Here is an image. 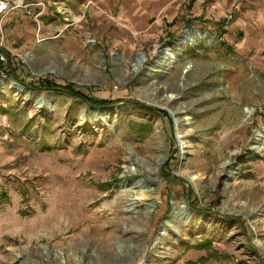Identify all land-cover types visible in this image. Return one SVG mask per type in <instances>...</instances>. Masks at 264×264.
<instances>
[{
    "label": "rangeland",
    "instance_id": "rangeland-1",
    "mask_svg": "<svg viewBox=\"0 0 264 264\" xmlns=\"http://www.w3.org/2000/svg\"><path fill=\"white\" fill-rule=\"evenodd\" d=\"M3 1L0 264H264V0Z\"/></svg>",
    "mask_w": 264,
    "mask_h": 264
},
{
    "label": "bare ground",
    "instance_id": "bare-ground-1",
    "mask_svg": "<svg viewBox=\"0 0 264 264\" xmlns=\"http://www.w3.org/2000/svg\"><path fill=\"white\" fill-rule=\"evenodd\" d=\"M192 38H193V36L190 35L189 33H186L182 37L183 42H187V43ZM25 57L27 58V55ZM174 61H175V56L172 53L162 52V55H160L157 58V60H155L154 62H152V66L158 67L160 72H164L165 70L169 69V67L172 66V64H173ZM136 65H138V62H137ZM9 85H10L9 86L10 88H13V83L12 82H9ZM14 89H16L18 91H21L22 90L19 86H15ZM165 91L166 92H174V88L167 87L165 89ZM40 104L41 103H39V105ZM108 112H109L108 110L101 111V113L104 114V115L107 114ZM249 112H250V110L247 109L246 110V113H249ZM254 136H255V138H254L253 142L251 143L250 148L262 147L263 146L262 139L264 138V135L262 133H260V132H256ZM180 144L183 145V141H181ZM158 162H160V160ZM127 172L132 173V174L133 173L136 174V173L140 172V170L136 166H132V167L127 168ZM230 173H233V171L230 170ZM196 178H197L196 176H190V180L191 181H194L195 182V179ZM137 182H140V181H137ZM137 187H138L137 188V192L135 194L137 196H139L138 199L146 200L147 197H148V192L150 191V189L148 187H146L145 185H143L142 183L139 186H137ZM75 264H80V263L76 262Z\"/></svg>",
    "mask_w": 264,
    "mask_h": 264
},
{
    "label": "trees",
    "instance_id": "trees-1",
    "mask_svg": "<svg viewBox=\"0 0 264 264\" xmlns=\"http://www.w3.org/2000/svg\"><path fill=\"white\" fill-rule=\"evenodd\" d=\"M1 67V66H0ZM10 68V67H9ZM13 70L11 69L10 72L9 71H5V74H13L12 72ZM21 84L23 85H26L28 87H32V88H37V89H46V90H52V91H55V92H59V93H67L69 94L70 96H73V97H77V98H80V99H83L85 100L86 102H88L91 106H98V107H102V106H110L112 104L113 101H106V100H97V99H94L92 97H88L87 95H85L84 93L82 92H79V91H76L73 87L72 84H68L66 86H61V85H57L53 82H44L43 85L44 86H38V87H34L32 84H26V83H23L22 81H20L19 79H17ZM140 104V103H138ZM141 105V104H140ZM144 106V105H143ZM146 107V106H144ZM193 208V207H191ZM188 247H191V248H194V249H198V250H202V249H208L209 248V243L207 244H203V245H193V246H188ZM187 247V248H188Z\"/></svg>",
    "mask_w": 264,
    "mask_h": 264
},
{
    "label": "built area",
    "instance_id": "built-area-1",
    "mask_svg": "<svg viewBox=\"0 0 264 264\" xmlns=\"http://www.w3.org/2000/svg\"><path fill=\"white\" fill-rule=\"evenodd\" d=\"M8 6H9L8 2L3 1V0L0 1V13L7 10Z\"/></svg>",
    "mask_w": 264,
    "mask_h": 264
}]
</instances>
